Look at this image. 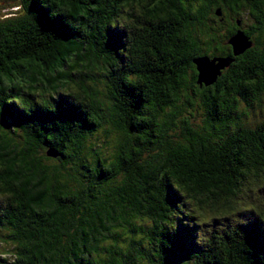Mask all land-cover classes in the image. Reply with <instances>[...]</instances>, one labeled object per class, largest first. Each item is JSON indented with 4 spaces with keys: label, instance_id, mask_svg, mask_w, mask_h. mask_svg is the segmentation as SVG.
I'll return each instance as SVG.
<instances>
[{
    "label": "trees",
    "instance_id": "trees-1",
    "mask_svg": "<svg viewBox=\"0 0 264 264\" xmlns=\"http://www.w3.org/2000/svg\"><path fill=\"white\" fill-rule=\"evenodd\" d=\"M0 243L264 264V0H0Z\"/></svg>",
    "mask_w": 264,
    "mask_h": 264
},
{
    "label": "water",
    "instance_id": "water-1",
    "mask_svg": "<svg viewBox=\"0 0 264 264\" xmlns=\"http://www.w3.org/2000/svg\"><path fill=\"white\" fill-rule=\"evenodd\" d=\"M239 36H237L236 38H234V40L233 41H230L231 43H232V45L234 46V44L235 43H237L235 46H236V48H235V46H234V51L235 52H237V47H239V46H241V38H238ZM236 41V42H235ZM214 62V60H212V61H205V59H202L201 61H200V65L202 66H200V68L199 67H197L198 68V70H199V76H200V79H199V81H205V82H208L206 79H211L212 77H215L216 75H217V73H218V68H219V65H216V64H214L213 63ZM205 63V64H204ZM209 66H211V68L209 69ZM215 69V70H214ZM216 69H217V71H216Z\"/></svg>",
    "mask_w": 264,
    "mask_h": 264
},
{
    "label": "rangeland",
    "instance_id": "rangeland-1",
    "mask_svg": "<svg viewBox=\"0 0 264 264\" xmlns=\"http://www.w3.org/2000/svg\"><path fill=\"white\" fill-rule=\"evenodd\" d=\"M1 2H2V0H1ZM2 4V3H1ZM6 247V245H2L1 243H0V252H2V250H3V248H5ZM5 257V254L3 253V255H1V257Z\"/></svg>",
    "mask_w": 264,
    "mask_h": 264
}]
</instances>
